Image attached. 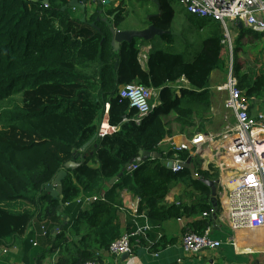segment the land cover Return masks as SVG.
<instances>
[{
  "label": "trees",
  "instance_id": "16d2710c",
  "mask_svg": "<svg viewBox=\"0 0 264 264\" xmlns=\"http://www.w3.org/2000/svg\"><path fill=\"white\" fill-rule=\"evenodd\" d=\"M158 1L161 15L143 23L172 32L180 0ZM118 2L98 4L89 17L87 11L77 9L83 14L78 17L67 0H0V245L13 246L38 220L42 234L44 228L47 233L45 241L35 246V234H30L25 245L41 262L55 254L56 264L100 261V252L109 250L123 234L124 190L140 200L139 215L144 214L154 226L212 213L207 199H199L192 207L166 202L181 183L201 187L206 196L210 189L195 181L189 169L174 173L166 167L175 153L160 146L168 138L191 139L213 124L211 107L217 94L212 90V75L228 70L222 26L183 9L186 22L203 37L201 50L188 61L172 40L165 48L153 46L145 69L139 46L174 36L151 43L135 39L115 51L111 28L121 29L127 6L151 3L158 13L152 0ZM236 32L234 74L239 87L247 97L263 100L264 69L245 71L239 52L260 41L264 33L246 28ZM182 43L188 48L184 36ZM182 78L189 88L177 93L173 86ZM133 84L159 91L161 104L140 123H136V109L120 96L123 86ZM107 104L106 121L117 131L101 138L98 134ZM143 152L162 157L135 162L138 169L127 172L126 167ZM179 157L191 159L188 152ZM72 161L80 165L67 170L65 211L60 213L59 201L45 187ZM192 161L199 165L197 159ZM197 169L204 179L218 180L216 172ZM102 194V200L86 208L76 202L82 195ZM64 216L70 221L53 240L52 231L62 225Z\"/></svg>",
  "mask_w": 264,
  "mask_h": 264
},
{
  "label": "built area",
  "instance_id": "2783aa9c",
  "mask_svg": "<svg viewBox=\"0 0 264 264\" xmlns=\"http://www.w3.org/2000/svg\"><path fill=\"white\" fill-rule=\"evenodd\" d=\"M72 1L67 0L68 4ZM101 1L106 2V0ZM180 5L189 14L222 26V45L225 48L228 67L227 81L215 90L226 94L224 107L229 111L233 121L229 122L221 132H199L191 139L182 136V141L170 138L167 151H173L175 158L168 160L166 167L174 173L186 169L184 166L188 160L184 161L179 157L182 152H188L191 159H200L201 169L218 174L221 221L233 233L264 232V113L251 114V106L258 101L247 97L246 92L239 87L238 79L234 74L233 59L234 32L237 33L239 24L246 29L264 33V0H180ZM71 8L74 12L77 11L76 7ZM139 48L141 51L139 60L146 69L152 48L144 45H140ZM173 88L180 93L182 89L189 88V83L182 78ZM120 96L128 99L131 107L138 112L136 123H140L143 117L148 116L161 104L158 90L135 84L123 86ZM109 108L110 105L107 104L98 134L101 138L113 134L104 132ZM136 169L138 165L133 164L126 171L132 173ZM195 176L199 174L196 172ZM103 198L82 196L76 202L85 206ZM139 203L138 198L133 199L129 203L130 210L133 211L135 218L144 217L148 220L144 214H142L144 216L139 215ZM208 216V213L204 214V217ZM148 229L147 226H143L123 233L111 244L108 251L113 256L131 255L135 244L146 236ZM46 234L45 231L44 235ZM33 244L37 245L34 241ZM182 247L186 255H196L203 251L220 249L222 242L213 239L209 230L203 234L189 231L182 238ZM85 264L103 263L92 261Z\"/></svg>",
  "mask_w": 264,
  "mask_h": 264
},
{
  "label": "crops",
  "instance_id": "0c3cea01",
  "mask_svg": "<svg viewBox=\"0 0 264 264\" xmlns=\"http://www.w3.org/2000/svg\"><path fill=\"white\" fill-rule=\"evenodd\" d=\"M106 1L110 2L109 5H111V3L118 4L115 0ZM93 3L95 7L91 8L88 17L92 15L94 9L97 8V3ZM148 46L151 45H144V47ZM220 74V71H216L212 75V82L214 83H212V88L223 85L221 84ZM226 81L227 78L224 82L226 83ZM213 91H215V89H213ZM221 95L222 93H218L211 107L214 120L218 117L219 121H221V115H223L222 113L220 114L221 106L220 104L218 105V99ZM255 101L258 102L254 103V106H251V114L257 115L259 113H264V99H256ZM226 112L227 114H225L226 116L224 119L227 125L229 122H232L233 119L228 116L229 111L226 110ZM226 125L221 128L220 131H222ZM112 129H114L115 132L117 131V128L112 127ZM206 131L210 130L207 128ZM175 139L177 141L183 140L182 136L176 137ZM169 140L170 138L166 139L161 144L160 148L163 151L169 149ZM197 160L199 165L195 166L196 172L199 174L197 167H199V171L208 172L206 169H201V161L200 159ZM198 177L203 178L201 175ZM193 178L195 181H200L196 180L195 175ZM208 188L210 189V194L206 196L201 187L191 183H181L175 186L166 197V202L170 205L182 204L187 207L195 206L197 201L201 198L204 200L207 199V202L213 206L212 213L208 217H204V214H199L193 217H185L180 220H171L159 226L151 225L144 217L135 218L133 211L129 208V203L135 199V197L127 190H124L121 194V198L124 200L125 206L120 215L123 233L143 226H147L149 229L146 236L142 237L140 242L135 244L134 250L129 258L113 256L108 250H105L100 252V261L103 264H264V233H261L263 231H241L233 233L231 229L221 221L220 211L215 214L214 202L218 200L219 203V196L216 200L213 197L212 189L210 187ZM219 194L220 191L218 188V195ZM103 195L104 194L100 196L103 197ZM88 206L89 205H85L82 206V208ZM40 226L41 223L36 220L25 236L21 239H17L13 246L4 247L0 245V264H56L58 258L56 254L41 262L39 261L40 256L38 259L33 256V250H26L25 240L30 234H35L34 241L37 244H41L45 241V236L42 234ZM207 230L210 231V235L213 239L222 242V247L217 250L203 251L196 255H186L182 247V238L184 234L189 231L200 234ZM72 240L78 241L79 238H72ZM4 251H7V253H4Z\"/></svg>",
  "mask_w": 264,
  "mask_h": 264
},
{
  "label": "rangeland",
  "instance_id": "374dc122",
  "mask_svg": "<svg viewBox=\"0 0 264 264\" xmlns=\"http://www.w3.org/2000/svg\"><path fill=\"white\" fill-rule=\"evenodd\" d=\"M115 1L119 3L118 0H115ZM93 2L94 1L90 0L87 3L86 5L87 13L91 12L92 7H95V4ZM133 4L135 8L132 7V5L127 6V10L125 12V16H127V20L123 23L121 27L122 30H125V29L141 30V29L147 28L148 26H146L143 22L146 23L145 20H148L150 16H153L154 14H156V9L151 3L144 4L142 6L137 4L136 2H134ZM95 10L96 8L94 9L93 13L95 12ZM75 15L78 17H81L83 14L82 12L77 10ZM172 32L175 33L176 35L174 36V38L169 37L167 40H162L161 38L157 39L156 42L152 43L153 45H151L150 47L152 48L154 46L157 49L165 48L169 46L173 41V43L177 46L178 51L183 52L186 55V58L188 61H193L194 57L198 54V52L202 48L203 37L201 33H199L196 27L186 22L182 6L177 8V15L175 17ZM183 36L188 43V48H185V45L182 43ZM234 41H235L234 49H236L235 47L238 45V33H235V32H234ZM233 54H234L233 55V59H234V56H235L234 51H233ZM224 57H225V60L227 61L226 56ZM239 61L243 65L244 67L243 69L245 71H249L250 69H252L256 73H260V70L264 69V35L261 36L260 41L255 42L252 45L247 44L243 50H240ZM220 73H221L220 77H221V82H222L221 84H224L225 83L224 81L227 78V73L226 72H220ZM212 83L213 82H211V86H213ZM213 89H216V88H212V90ZM218 93H221V92H217V91L214 92L215 97H216V94L218 95ZM225 98H226V94L222 93V95L219 96V99H218L219 101L218 105L220 104L221 106L220 114L221 113L223 114L221 115L222 116L221 121H219L218 117H216V119L213 121V124L207 125V128L212 132L220 131V129L223 128L227 123L226 120L224 119V117L226 116L225 114H227L226 109L224 107ZM215 107H218V106H215ZM261 233H264V232H261Z\"/></svg>",
  "mask_w": 264,
  "mask_h": 264
},
{
  "label": "water",
  "instance_id": "95a60500",
  "mask_svg": "<svg viewBox=\"0 0 264 264\" xmlns=\"http://www.w3.org/2000/svg\"><path fill=\"white\" fill-rule=\"evenodd\" d=\"M90 0H73L71 4H69L70 7H76L78 9H81L83 11H86V5ZM94 1L95 3H97V5L101 4L102 2L100 0H91ZM48 2V1H47ZM152 2H154L157 5V9H158V13L156 15L150 16L148 18V20H150L152 17L155 16H160L161 15V11H162V7L161 4L158 0H152ZM104 5H109L110 2L106 1L105 3H103ZM68 7H65V9H67ZM101 14L103 13V11L100 12ZM115 16L112 17V19H114ZM104 21H107V18H103ZM99 20V18H98ZM82 21H85V18L82 19ZM244 28V26L242 24L238 25V29L242 30ZM111 33L113 35V46L115 51H119L121 44L127 42V43H131L133 40L135 39H140L143 41H146L148 43L153 42L156 38L159 37H163V36H176L175 33L173 32H168V31H164L161 30L157 27H155L154 25H150L147 28L141 29V30H137V29H116L114 27L111 28ZM118 66V64L116 65ZM93 141L89 142L86 146L88 147ZM142 157L137 159V160H133L127 167H130L131 165H133L135 162L137 163H142L144 161H146L149 158H161V154L159 153H141ZM80 164L76 163L75 161L69 162L65 165V169H63L55 178V180L49 184L48 186L45 187V190L55 199H57L60 203L59 207H58V211L60 213H63L65 211V206L64 204V194H63V181L64 179L67 177L68 173L67 170H73L76 169ZM186 169H190L192 175L194 176L196 174V170H195V165L192 163V159H188V161L186 162L185 166ZM125 169V170H126ZM125 170L116 178L112 179L110 181V184H114L115 182H117L119 180L120 177L123 176ZM196 180H200L201 182H203L204 184H206L208 187H210L212 189V193H213V197L217 200L218 198V184L217 182H213V181H209L203 178H200L198 176H195ZM214 208H215V214L220 211V207H219V203L218 200L214 202ZM69 221V218L64 216L62 219V225L59 226L58 228H55L52 231V237L55 240L56 236L62 232L65 228V226L67 225ZM124 258H129V254L126 255H122Z\"/></svg>",
  "mask_w": 264,
  "mask_h": 264
},
{
  "label": "bare ground",
  "instance_id": "6f19581e",
  "mask_svg": "<svg viewBox=\"0 0 264 264\" xmlns=\"http://www.w3.org/2000/svg\"><path fill=\"white\" fill-rule=\"evenodd\" d=\"M104 132L107 133V134L114 133V129L110 128L109 125H108V123L106 122V125H105V128H104Z\"/></svg>",
  "mask_w": 264,
  "mask_h": 264
},
{
  "label": "clouds",
  "instance_id": "9594fccd",
  "mask_svg": "<svg viewBox=\"0 0 264 264\" xmlns=\"http://www.w3.org/2000/svg\"><path fill=\"white\" fill-rule=\"evenodd\" d=\"M101 1V0H100ZM102 2V1H101ZM98 6V5H97ZM106 113V112H105ZM109 113V112H108ZM109 115V114H108Z\"/></svg>",
  "mask_w": 264,
  "mask_h": 264
}]
</instances>
